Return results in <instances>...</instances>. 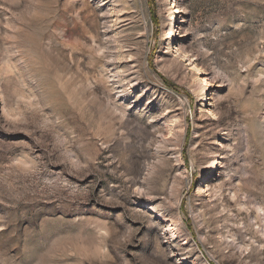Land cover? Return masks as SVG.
I'll return each instance as SVG.
<instances>
[{"label": "rangeland", "instance_id": "1", "mask_svg": "<svg viewBox=\"0 0 264 264\" xmlns=\"http://www.w3.org/2000/svg\"><path fill=\"white\" fill-rule=\"evenodd\" d=\"M0 264H264V0H0Z\"/></svg>", "mask_w": 264, "mask_h": 264}, {"label": "bare ground", "instance_id": "2", "mask_svg": "<svg viewBox=\"0 0 264 264\" xmlns=\"http://www.w3.org/2000/svg\"><path fill=\"white\" fill-rule=\"evenodd\" d=\"M173 31L172 29L170 31L167 32V36H166V40H169V38L172 36ZM165 39V38H164ZM167 221V220H166Z\"/></svg>", "mask_w": 264, "mask_h": 264}]
</instances>
